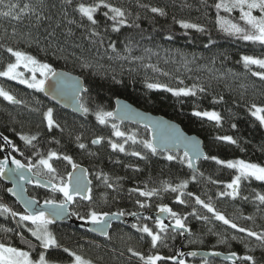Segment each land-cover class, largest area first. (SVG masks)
<instances>
[{
  "label": "trees",
  "instance_id": "16d2710c",
  "mask_svg": "<svg viewBox=\"0 0 264 264\" xmlns=\"http://www.w3.org/2000/svg\"><path fill=\"white\" fill-rule=\"evenodd\" d=\"M8 2L5 0V4ZM12 2L26 3L29 0ZM31 2L38 3L39 0ZM45 2L56 7L46 9L52 19L38 26H32L34 21L25 20L22 24H16L0 17V37L6 36V39H0V70L15 59L6 51L11 46L35 56L42 63L50 64L55 70L64 69L77 74L88 88L81 99L88 112L84 115L74 114L48 101L43 92L28 88L18 81L13 82L14 93L22 103L12 104L0 97V133L9 137L20 149L15 151L10 148L11 155L24 163H36V153L46 155L51 151L61 157H72L71 163L63 159L52 161L57 170L55 179L48 175L43 177L53 179L55 183H59L60 178L67 179L72 163L84 164L92 179V199L75 198L71 209L77 218L87 216L93 209L108 213L123 211L127 215L140 211H158L161 205H167L186 216L185 223L191 228L185 240L181 231L172 232L169 229L165 243L153 248L151 238L133 227L147 224L153 231H157L156 220L151 216L137 218L128 226L116 223L109 233L111 239L94 236L86 229L74 225L54 224L50 226L51 231L62 247L50 249L49 257L56 258L60 264L72 263L74 258L63 251V248H69L93 264H144L128 248L143 253L145 257L155 254L170 257L177 256L180 246L182 251L199 249L236 252L240 256L252 255L257 264H264V248L258 246L255 238H249L246 233H240L222 221L215 220L207 209L195 203L194 196L188 195L193 193L205 202L211 198L216 210L239 227L259 232L264 230V204L255 197L264 194V182L242 180L238 197H220V192L230 191L226 184L236 175L235 170L218 165L215 161L204 160L198 164L196 180H192L193 169L182 162L183 153L172 154L177 159L168 161L166 157L171 153L153 154L141 143L150 141L147 129L115 122L112 117L108 118L107 123L101 124L96 116L99 111L112 112L115 99L123 98L146 111L170 118L178 122L186 132L200 136L208 156L264 164V126L249 111L252 104L264 105V81L251 75L241 61L243 55H261L264 48L219 31L215 24L217 10L214 4L217 0H109L115 6L127 10L128 24L121 26L118 32L113 31L112 21L103 15L108 10L101 7L95 14L99 22L96 28L99 37L89 36V22L86 19L81 21L78 12L74 11L77 0H73L71 5L66 4L65 0ZM83 2L92 3L94 0ZM151 7L164 9L166 15L152 13ZM219 15L238 21L240 13L238 9L231 14L221 10ZM69 20H75L76 23L69 24ZM179 20L204 25L208 31L201 33L195 29H184L176 22ZM81 23L85 27H80ZM14 26L20 33L31 31L33 39L14 37ZM53 31L55 35L50 36L49 33ZM101 39L103 43H100ZM110 43L115 44V50L109 47ZM85 61L91 65L90 68L82 67ZM257 70V66H252V71ZM153 82L173 88L199 85L205 91H197L194 97H177L165 89H149L147 84ZM2 83L3 77H0V86ZM48 108L53 109L59 128L47 127L44 113ZM195 111H216L222 120L217 123L206 117H198L194 115ZM113 124L126 135L115 136ZM20 134L37 135V140L33 141V145H27L20 139ZM128 136H135V143L132 140L125 143ZM220 136H232L238 144L222 142L218 139ZM97 137L104 139L95 145L92 141ZM113 142L124 144L125 151L113 149ZM0 144H3L2 140ZM80 144L85 147L81 148ZM133 152H140L141 157L132 155ZM3 156L0 150V159ZM105 175L114 185L113 188L107 187ZM185 180L188 185L183 189L184 196L181 197L185 204H179L176 200L179 192L164 189L167 184L176 186ZM8 188L9 185L0 177V203L6 204L14 212L23 213L22 207L8 194ZM135 188H155L159 192L155 196L144 197L131 191ZM28 191L40 201L64 199L60 192L34 185L29 186ZM137 200L147 207H140ZM201 216H208L209 219L201 220L198 218ZM18 220L19 217L13 218L11 214H0V242L24 250H29L30 245L34 246L32 256L35 259L40 250L38 242L26 228L18 224ZM27 224L31 226L30 221ZM5 229L23 232L29 243L23 242L16 231L8 232ZM221 236L228 237V241L221 243ZM233 236L236 239H232ZM184 261L185 264H205V260L191 261L186 258ZM206 261L207 264H233L217 259ZM157 264L178 262L162 260Z\"/></svg>",
  "mask_w": 264,
  "mask_h": 264
},
{
  "label": "snow or ice",
  "instance_id": "6c2138e0",
  "mask_svg": "<svg viewBox=\"0 0 264 264\" xmlns=\"http://www.w3.org/2000/svg\"><path fill=\"white\" fill-rule=\"evenodd\" d=\"M65 3L71 5L73 0H65ZM56 7L53 5H48L45 0H39L38 3L29 2H12L9 0L5 4V0H0V9L6 8L7 10H0V17H3L9 21H14L16 24H22L25 20L34 21L33 27L40 25L44 21H49L52 19L50 15L47 14L46 9ZM101 7L107 9L103 15L112 21V30L120 31L121 26L128 24V12L125 8L115 6L110 3L109 0H94L92 3H85L83 0H77L74 11L78 12L81 21L87 20L89 36L99 37V32L96 31L98 27V21L96 19V13ZM142 7H148L147 5H142ZM215 9L217 10V15L215 18V24L218 26L219 31L225 33L230 37L238 38L242 41L251 42L252 44H259L264 48V0H217L214 4ZM239 10V20H233L228 16L219 15L220 11L231 14L234 10ZM152 13H158L160 16L166 15L164 9L159 7H151ZM255 13H259L258 15ZM184 29H195L198 32L205 33L208 29L201 24L191 23L184 20L176 21ZM69 24L76 23L75 20H69ZM80 27H85L83 23L79 25ZM138 27V25H137ZM7 33V29L4 30ZM70 31V29H69ZM12 35L23 36L25 39L32 40V32L28 31L27 33H20L17 31V28L14 26L12 28ZM50 36L55 35L54 31L49 33ZM0 39H6L5 37H0ZM171 39V37H169ZM38 42V41H37ZM100 43H103V40H100ZM210 43H214L210 41ZM109 47L115 50V44L110 43ZM6 51L14 57V62H8L3 70H0V77L8 78L11 81H18L20 84L27 85L28 88L38 90L40 92H45L46 95L52 94L53 98H56L57 93H62L63 95H71L72 99L76 102L78 110H82L87 113L88 109L85 108L82 104L79 103V94L81 91H86L83 86L80 84L79 80L73 81L70 85V92L66 82L69 80V77L64 73H58L50 64L42 63L35 56L24 52L19 49H14L11 46L6 48ZM130 51V49H129ZM241 61L246 69L251 72V75L260 78L264 81V53L261 55H243ZM23 66L24 69L28 70L31 75L30 77H25L24 73L19 71ZM252 66H257L259 70L252 71ZM82 67L90 68L91 65L86 61L82 63ZM151 67V66H149ZM37 72L41 74L43 78H37ZM53 82L49 84V80ZM147 87L149 89H165L167 92L173 93L177 97H194L197 94V91L203 93L205 89L199 85H193L192 87H169L167 84L153 82L148 83ZM0 97H3L6 101L11 102L12 104H19L22 101L17 100V98L3 86H0ZM221 100L223 97L220 98ZM126 107V106H125ZM251 115L256 118L261 126H264V105L252 104L249 109ZM116 113L114 112H105L99 111L96 113L97 119L101 124L107 123L108 118L114 117ZM195 116L206 117L211 121L219 123L222 120V116L216 111H195ZM44 116L47 119V127L49 129L53 127L59 128V124L53 119V109L48 108L47 112L44 113ZM124 117L121 116L120 119ZM148 125H146L147 127ZM233 128L236 127L235 124L232 125ZM112 128L115 129V136L124 137L126 134L119 130L116 124L112 125ZM20 139L25 142L27 145H33V141L37 140V135H24L20 134ZM103 137H97L92 141L93 144H99L102 142ZM155 137L153 138V140ZM218 139L222 142H227L231 145H237L238 141L232 136H220ZM0 140L3 141V144H0V150L4 148H12L15 151H20V149L15 145V143L9 139L7 136H0ZM128 140H132L135 143V136H128L125 139V143ZM145 148L149 149L151 153L155 154L158 151H168L167 140L162 139L161 143L158 145L153 141H141ZM183 143L185 145V151L183 156V163H186L190 169H193L192 180H196V161L203 158L204 160L215 161L218 165L224 166L228 169L235 170L236 175L233 177L231 182L226 184V188L230 191L220 192L218 195L220 197H231L235 199L240 195V185L243 181H250L255 179L257 181L264 182V164H259L244 159H233V160H222L217 156H208L201 152L199 148V142L195 138L184 137ZM81 148H84L85 145L80 144ZM113 149H118L121 152L125 151L124 144L111 143ZM134 156L141 157L140 152L131 153ZM23 155V153H21ZM37 160L36 163H22L21 160L16 159L14 156L5 155L3 160H0V176H3L14 182V188L7 189L8 192H11L13 195L17 196L18 199L24 205L25 212H14L6 204L0 203V214H11L13 218L19 217L18 224L21 227L26 228L39 245V251L36 253V258L32 256L33 247H29V250H24L22 248H17L11 246V244L0 242V264H58L56 258L49 257L48 252L50 249L61 248L62 245L58 241L55 234L51 231L50 226L53 225L58 218L64 217L68 212V205L73 203L77 196H80L84 200L91 201L92 197L88 193L91 192L89 187L90 181L86 180L84 175V170L80 169V175L75 176L73 173H68L67 179L60 178L59 183L53 182L55 179L54 174L56 173V168L53 166L52 161L54 159L59 160L63 159L65 161L72 162V157L64 155L60 156L57 152L51 151L46 155L41 153H36ZM144 158V157H142ZM11 159L12 164L15 167L10 168L8 166L9 160ZM166 159L168 161H174L177 159V156L172 154L167 155ZM73 169H77L78 166L75 163H72ZM33 169L37 171L33 172L31 177L29 173ZM43 175H48L53 177L47 181L43 180L41 177ZM203 175V173H200ZM27 180L31 183L37 185H43L44 187H51L54 192H60L63 194L64 199L57 202L56 200H45L43 207H39L37 202L32 198L24 197L23 193L25 191L22 184L19 181ZM104 182L108 188H113L114 185L109 182V178L105 175ZM213 183H221L219 181H213ZM188 181H182L181 183L173 186L167 184L165 186V191L171 190L172 192H179V195L176 197V200L179 204H185V200L181 197L184 196L183 189L187 188ZM131 191L139 193L144 197H152L158 194L159 189H150V190H141L140 188L132 189ZM189 196H194L195 203L201 205L203 208L207 209L209 213L212 214L213 218L218 221H222L224 225H229L232 229L238 230L240 233H246L249 238H255L258 242V246L264 248V230L262 231H253L251 229L239 227L231 219L227 218L223 213L216 210V208L211 203V198L209 202L201 199L200 196H195L193 193H188ZM247 200V197H243ZM261 204H264V194H257L255 197ZM140 207L144 208L147 205L142 204L139 200L136 201ZM161 213H168L169 218L174 221V224L169 225L165 224L164 220L159 216L156 219L157 231H153L147 224L143 226L133 225L134 228H137L139 232L147 234L151 238V245L153 248H156L158 244H164L165 240L168 238L169 229L172 232L179 230L185 232H191L186 223V216H182L180 213L173 211L167 205L160 206ZM193 215L195 213H192ZM78 215V214H76ZM126 215L123 211L117 213H108V212H98L95 209L91 210L87 216H80V219H87L91 222L94 227L91 229L93 232H99L102 236H109L108 228L111 227L112 219H120L122 216ZM127 215L136 216L137 213H127ZM201 220L207 221L208 216L198 217ZM247 219H252V217H247ZM31 222V226L27 222ZM5 231L12 232L16 231L17 234L21 237V240L25 243H29L27 239L23 236V232L17 229H5ZM219 235V234H218ZM232 239H236L235 236ZM228 237L221 236L220 242L226 243ZM247 247V245H245ZM65 253H69L71 257L74 258L73 264H93L89 259L84 258L83 256L77 254L74 251H71L69 248H63ZM128 251L135 257L139 258L144 264H157L158 261L162 260H176V256L163 257L159 254L149 255L145 257L143 253L135 251L132 248H128ZM198 253L193 251L189 252L188 255L196 256ZM183 252L179 253V256H184ZM211 255L219 256L221 253L212 252ZM225 259L231 260L233 264H236L237 260H243L250 262V264H257V261L252 255H243L240 256L236 252H230L225 256ZM178 264H185V261L180 260ZM205 264L207 261L205 260Z\"/></svg>",
  "mask_w": 264,
  "mask_h": 264
},
{
  "label": "water",
  "instance_id": "95a60500",
  "mask_svg": "<svg viewBox=\"0 0 264 264\" xmlns=\"http://www.w3.org/2000/svg\"><path fill=\"white\" fill-rule=\"evenodd\" d=\"M56 71L58 73H64V74H66V76L69 77V80L66 82V85L68 86L69 92H70V85L75 80H79V82L83 86V88L86 90L88 89L85 86V82H84L83 78L80 77L79 75L74 74V73L69 72V71L64 70V69H56ZM52 82L53 81L50 79L49 84H51ZM85 92L86 91H81L79 94V103L82 105H83V103H82L81 99H82V96ZM43 94L48 99V101H51L56 106H59L65 110H68V111H70L74 114H77V115H84L85 114V112H83L82 110H78L77 104L72 99L70 94L65 96L62 93H57L55 99L53 98L52 94L46 95L45 92H43ZM112 112L116 113V115L111 118L115 122L127 123V124H131L132 126L134 125V126H138L140 128L147 129L149 132L150 141H153L154 143H157L159 145L161 143L162 139H166L168 151H158V152H162L165 154L166 153L178 154L181 152L184 154L185 145L183 143V138L184 137H190V138H195V140H197L199 142V148H200L201 152L207 155V151L205 149L203 139L196 134H190V133L186 132L178 122H176L170 118H167V117L160 115V114L152 113L150 111H146L143 108H139L138 106L134 105L133 103L131 104L130 101L123 99V98L115 99V106H114V109L112 110ZM121 116H123L124 118L120 119ZM146 125H148V126L146 127ZM0 136H3V135H1V133H0ZM154 137H155V139L153 140ZM95 145H98V144H95ZM9 149H10V147L2 149L4 156L5 155H9L10 157L13 156V155H11ZM4 156H3V158H4ZM3 158L0 160H3ZM200 161H204V159L201 158L200 160L196 161L197 171H198V164ZM21 162L24 163L23 161H21ZM76 165L78 166V168L73 169V167H72L69 173H73L75 176H79L80 175V169L82 168L84 170V175L86 176V180L92 182L88 168L82 163H76ZM8 166L10 168L15 167V165L12 164L11 159L9 160ZM33 172H34V170H32V172L29 173L30 177H31ZM0 177H1L2 181H4L6 184L9 185V188H14V182L12 180H9L3 176H0ZM41 178L45 181L49 180L48 178H45L43 176ZM19 183L22 184L24 189H25V191L23 193L24 197L34 199L37 202V205L39 207H43L44 201H40L39 199L31 196L29 194L28 187L31 185H34V186H38L44 190L52 191L51 187H44L43 185H37V184L31 183L27 180L19 181ZM89 187L92 188V183H90ZM8 194L10 195V197L13 198V200L20 207H22V210L25 212L26 210H25L24 205L21 202V200L18 199V197L13 195L11 192H8ZM88 194L90 195V193H88ZM76 198H81V197L77 196ZM57 202H59V201H57ZM73 203L68 205L67 214L62 218L56 219L54 224L61 223V224L74 225L80 229H86L90 234H92L94 236H97L100 238H107L105 236H102L99 232H93L91 229L94 227V225H92L90 221H88L87 219L82 220V219L77 218L73 215L72 209H71ZM111 213H115V212H111ZM135 213H137L136 216L124 215L118 220L112 219L111 220V227L108 228V232L109 233L111 232L113 225H115L116 223L118 225L128 226L131 224V222H134L137 218H142V217H147V216H149V217L151 216L155 220L159 216L161 219L164 220L165 224H169V225L174 224V222L170 221L169 214L168 213H161L160 210H158V211L155 210V211H151V212L140 211V212H135ZM54 224H53V226H54ZM179 231H181L183 233V240H185L186 237L188 236L189 232H185L182 230H179ZM181 251H182L181 247L179 246V250L177 251L178 254L176 256L177 259L175 260V262H179L180 260L184 261L186 258H189V259H191V261L193 259H196V260L217 259V260H224V261L233 263L231 260L225 259V256L228 253H224V252H220V251H218V252L221 253V255L214 256V255H211L212 252H215L213 250L212 251L211 250H202L201 251L199 249H190V250L182 251L185 254L182 257L179 256V253H181ZM193 251L197 252L198 254L196 256L188 255L189 252H193ZM236 264H247V263H245L241 260H237Z\"/></svg>",
  "mask_w": 264,
  "mask_h": 264
},
{
  "label": "rangeland",
  "instance_id": "374dc122",
  "mask_svg": "<svg viewBox=\"0 0 264 264\" xmlns=\"http://www.w3.org/2000/svg\"><path fill=\"white\" fill-rule=\"evenodd\" d=\"M13 62H14V61H13ZM19 71L23 72V73H24V76H25L26 78H27V77H30L29 74L31 75V73H29L28 70L24 69L23 66H21V68L19 69ZM37 78H38V79L43 78L39 72H37ZM13 82H15V81H11V80H9L8 78L3 77V83H2L1 86H3L6 90L10 91V92H11V93L17 98V95L14 93V90H13ZM3 99H4V98H3ZM47 110H48V109H47ZM47 110H46V111H47ZM209 112H211V111H209ZM45 113H46V112H45ZM45 119H46V117H45ZM53 119H54V121H55L54 112H53ZM46 122H47V119H46ZM58 264H60V263H58ZM69 264H73V262H72V263H69Z\"/></svg>",
  "mask_w": 264,
  "mask_h": 264
},
{
  "label": "flooded vegetation",
  "instance_id": "af4514ba",
  "mask_svg": "<svg viewBox=\"0 0 264 264\" xmlns=\"http://www.w3.org/2000/svg\"><path fill=\"white\" fill-rule=\"evenodd\" d=\"M150 140V139H149Z\"/></svg>",
  "mask_w": 264,
  "mask_h": 264
}]
</instances>
